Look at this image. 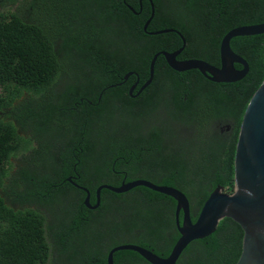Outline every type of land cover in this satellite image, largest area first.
Returning <instances> with one entry per match:
<instances>
[{
	"label": "trees",
	"instance_id": "obj_1",
	"mask_svg": "<svg viewBox=\"0 0 264 264\" xmlns=\"http://www.w3.org/2000/svg\"><path fill=\"white\" fill-rule=\"evenodd\" d=\"M0 1L14 6L0 11V264H107L119 232L168 255L178 237L173 198L144 186L123 193L103 188L99 206L89 209L86 193L65 177L74 173L92 202L101 183L145 178L176 187L194 221L217 185L233 190L240 122L264 77V33L230 40L249 66L238 81L176 71L160 54L152 82L131 97L136 75L109 85L128 71L141 85L152 55L182 44L175 32L143 30L148 0L141 7L126 0L138 13L121 0ZM152 1L147 30H179L186 40L180 59L218 65L224 33L264 21V0ZM27 127L32 136L21 133ZM242 235L224 217L176 264H235ZM113 261L151 264L129 249L115 251Z\"/></svg>",
	"mask_w": 264,
	"mask_h": 264
},
{
	"label": "water",
	"instance_id": "obj_2",
	"mask_svg": "<svg viewBox=\"0 0 264 264\" xmlns=\"http://www.w3.org/2000/svg\"><path fill=\"white\" fill-rule=\"evenodd\" d=\"M148 1L150 14L143 23V30L149 35L175 32L180 36L182 44L172 51H156L148 65V77L141 85H139L138 74L135 71H128L122 76L120 82L111 84L109 87L120 85L134 74L136 80L129 86L128 94L131 97H136L152 82L155 61L160 54L172 69L176 71L196 69L206 79L217 83L235 82L246 75L249 69L248 63L232 50L230 40L236 36L264 33V21L235 26L224 33L219 42V65L198 58L178 59V54L186 44L184 36L179 30L172 27L147 30L154 15L153 1ZM141 2L142 0H139L140 7ZM127 7L133 13H137L131 5L127 4ZM236 64L240 68H237ZM101 94L102 91L99 93L98 99ZM67 179L71 182L70 178ZM72 183L86 193L83 204L89 209L99 206L100 193L103 188L115 193H123L136 186H144L175 200L174 218L178 237L168 255L160 256L151 249L136 243H121L111 246L107 251V264H114V252L122 249L137 252L151 264H176L179 256L190 242L213 233L219 221L224 217H229L237 222L243 231L241 251L235 264H264V77L251 95L240 122L234 152L233 190L227 192L223 186L217 185L206 197L194 221L190 215L188 197L183 191L173 186L158 184L145 178L122 180L118 185L101 183L95 189V202L91 203L90 191L86 187Z\"/></svg>",
	"mask_w": 264,
	"mask_h": 264
},
{
	"label": "rangeland",
	"instance_id": "obj_3",
	"mask_svg": "<svg viewBox=\"0 0 264 264\" xmlns=\"http://www.w3.org/2000/svg\"><path fill=\"white\" fill-rule=\"evenodd\" d=\"M14 6L12 5H1L0 6V11H7V10H13ZM21 12L23 13L24 16H27L26 11H24V9L22 8ZM21 132V131H20ZM22 134L26 135V136H32V130L31 128L27 127L26 130H24L23 132H21ZM187 136L182 134V140H187ZM19 160V159H18ZM132 233L129 234H125L124 232H119L117 233L116 237L113 240V244L117 245V244H121V243H127L128 242V237L131 235ZM129 243V242H128Z\"/></svg>",
	"mask_w": 264,
	"mask_h": 264
},
{
	"label": "flooded vegetation",
	"instance_id": "obj_4",
	"mask_svg": "<svg viewBox=\"0 0 264 264\" xmlns=\"http://www.w3.org/2000/svg\"><path fill=\"white\" fill-rule=\"evenodd\" d=\"M121 3H123V4H125L126 6H127V4L128 3H126V0H121ZM2 5V2L0 1V6ZM30 10H33V8H32V6H30ZM138 13V12H137ZM154 16V15H153ZM33 17H31V16H29L28 18H26V20H28V21H30V19H32ZM178 58V57H177ZM178 59H180V58H178ZM219 65V64H218ZM237 68H240V66L239 67H237ZM74 107H76V106H74ZM79 110H81V108L79 107ZM20 128H24V127H22V126H19ZM86 132V127H84L83 128V131H81L80 133H82V138H83V141L86 139V137H87V134L85 133ZM66 138V140H70V138H68V137H65ZM34 143V142H33ZM36 143V142H35ZM34 143V144H35ZM77 161V160H76ZM74 177H76L75 176V174L74 173H71V174H69V175H67L66 177H65V180L66 181H68V179L67 178H70L71 179V183L72 182H74V183H76L77 185H80V186H83V187H86V186H84V185H81V184H79V183H77L73 178ZM73 184V183H72ZM75 186V185H74ZM90 202L91 203H94V202H92L91 200H90Z\"/></svg>",
	"mask_w": 264,
	"mask_h": 264
}]
</instances>
